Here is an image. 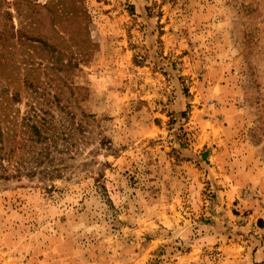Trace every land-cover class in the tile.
I'll list each match as a JSON object with an SVG mask.
<instances>
[{
  "label": "rangeland",
  "instance_id": "obj_1",
  "mask_svg": "<svg viewBox=\"0 0 264 264\" xmlns=\"http://www.w3.org/2000/svg\"><path fill=\"white\" fill-rule=\"evenodd\" d=\"M0 17L31 35L8 111L37 105L60 136L0 179V262L264 264V0H0Z\"/></svg>",
  "mask_w": 264,
  "mask_h": 264
},
{
  "label": "trees",
  "instance_id": "obj_2",
  "mask_svg": "<svg viewBox=\"0 0 264 264\" xmlns=\"http://www.w3.org/2000/svg\"><path fill=\"white\" fill-rule=\"evenodd\" d=\"M7 13L10 15L9 12ZM17 34L18 36L31 37L26 29H16L12 17H0V179L20 176L23 173L34 174L36 166L34 167L32 164L50 162L53 158L52 150L57 148L60 137L55 131L51 132V118L39 116L37 105L31 104L28 112L20 121L17 120L16 114L12 115L8 111L6 101L20 102L18 92L11 91L10 87L15 72L20 67L16 64L15 52L12 51L13 39ZM35 40L33 39V41ZM40 42L45 51L50 50L47 49V43ZM23 64L29 66L28 73L30 74L36 69L31 55L28 60H23ZM31 85L34 86L33 82ZM9 92L11 96L8 98ZM18 126L19 129H17ZM19 135L20 140L17 141ZM39 143L40 147L37 149ZM12 161L14 163H12L13 167L11 168L10 163ZM13 170H15V174H13Z\"/></svg>",
  "mask_w": 264,
  "mask_h": 264
},
{
  "label": "built area",
  "instance_id": "obj_3",
  "mask_svg": "<svg viewBox=\"0 0 264 264\" xmlns=\"http://www.w3.org/2000/svg\"><path fill=\"white\" fill-rule=\"evenodd\" d=\"M0 264H4V263L0 262Z\"/></svg>",
  "mask_w": 264,
  "mask_h": 264
}]
</instances>
